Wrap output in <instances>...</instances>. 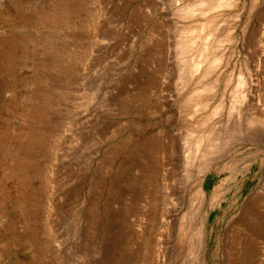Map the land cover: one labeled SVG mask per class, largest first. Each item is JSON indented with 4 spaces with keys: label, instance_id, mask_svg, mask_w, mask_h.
Listing matches in <instances>:
<instances>
[{
    "label": "rangeland",
    "instance_id": "obj_1",
    "mask_svg": "<svg viewBox=\"0 0 264 264\" xmlns=\"http://www.w3.org/2000/svg\"><path fill=\"white\" fill-rule=\"evenodd\" d=\"M199 1L0 0V264L264 263V0Z\"/></svg>",
    "mask_w": 264,
    "mask_h": 264
},
{
    "label": "bare ground",
    "instance_id": "obj_2",
    "mask_svg": "<svg viewBox=\"0 0 264 264\" xmlns=\"http://www.w3.org/2000/svg\"><path fill=\"white\" fill-rule=\"evenodd\" d=\"M231 1H233V0H214L212 3H211V5L209 4H207L209 7H207V5L202 1V0H200L196 5V7H198V8H194V7H190V8H188L183 14L185 15V16H189V15H192V14H194L195 13V11H205L204 9H206V8H208V9H211V8H213V7H218L219 8V6H221L223 3L226 5L227 3H230ZM255 0H251V4H252V6L255 4ZM210 3V2H209ZM58 6H60L61 8H67L68 7V0H58ZM208 9H206L207 11H208ZM206 11V12H207ZM203 13V12H202ZM53 14H54V12L51 10V12L50 13H45V15H44V18H47V19H52V16H53ZM204 21V20H203ZM206 22H208V21H206ZM200 25H202V24H200ZM198 26V25H197ZM205 26V25H204ZM215 26V25H214ZM193 28V27H192ZM200 28H201V26H200ZM195 30V29H194ZM211 30V29H210ZM195 32H196V30H195ZM194 31H193V29H185V30H183L181 33H180V35H181V38L179 39V47H180V49H182V50H184V49H187V48H190V47H193L192 45H194L195 44V42H196V40L198 39V40H200L199 38H197L196 37V35H194V33H195ZM199 32V31H198ZM196 34V33H195ZM199 35V34H198ZM197 35V36H198ZM201 36V35H200ZM195 38H197V39H195ZM204 40V38H201V40ZM210 39H211V37H210ZM213 39V38H212ZM210 41V40H209ZM199 42V41H198ZM212 43H214V44H211V42H208V41H206V38H205V41H202V44L200 43V45L201 46H198V47H200L199 48V51H200V54L202 55V54H204V56L202 55V58H201V62L202 61H207V59L209 58L208 57V52H209V50L211 49V50H213L212 48H214L215 49V47H218L219 45H220V43H221V41H217L216 43L215 42H212ZM199 44V43H198ZM210 61H211V59H210ZM218 62V59H212V61L211 62H209L211 65H214L215 63H217ZM209 66V65H208ZM195 70V65H192V69H191V71H194ZM207 68H206V70H204V71H202V73H201V76L202 77H205V75L207 74ZM209 72V71H208ZM207 76V75H206ZM241 76V75H240ZM242 77V76H241ZM240 78V77H239ZM243 80H244V78H243ZM243 84H245V82L243 83L242 81H240V82H238V85L234 88V90L232 91V93H231V101H232V108H234L235 107V104L237 103V95H238V92L240 91V89H241V87L243 86ZM206 87V86H205ZM242 91V90H241ZM240 91V92H241ZM240 97V96H239ZM207 99V98H206ZM208 100V99H207ZM204 103V102H203ZM231 109V108H230ZM241 109V108H240ZM236 111V110H235ZM240 111V110H239ZM209 113V112H208ZM212 114H214V112L212 113ZM245 116V115H244ZM257 116H259V115H257ZM205 117V116H204ZM207 117V116H206ZM239 117V116H238ZM211 118V117H210ZM253 118V117H252ZM207 119V118H206ZM240 119V118H239ZM244 119V118H243ZM263 119V118H262ZM262 119H260V117H258V119L256 118V117H254V120L253 119H245V121H244V124L245 125H247L248 127H249V125H252V124H256V126L255 127H261V129L259 128V130H262V128L264 127V120H262ZM201 120V119H200ZM236 120H237V118H236ZM247 120V121H246ZM239 121V120H238ZM236 122V121H235ZM233 124V123H232ZM238 124V123H237ZM241 124H243V123H241ZM228 128H229V126H228ZM247 128V127H246ZM215 130V128L213 129V127H212V131H211V133L213 132ZM247 130V129H246ZM256 130V129H255ZM217 131V132H216ZM215 132V136H213V135H211V134H207L204 138H202L201 136L199 137V139H198V147L200 146V145H204L203 146V148H202V150H201V154H202V157H204V160L206 159H208V157H210V155L212 154V153H214V152H216V151H219L220 149H221V147H222V142H224V139L222 140V142L220 141V138H221V135H220V132L218 131V130H216ZM223 131V130H222ZM229 131V130H228ZM241 131H242V129H241ZM264 131V130H263ZM255 132V131H254ZM262 132V131H261ZM202 133V132H201ZM234 133V132H233ZM204 134V133H203ZM229 134V133H228ZM257 134V133H256ZM200 135V134H199ZM233 136V135H232ZM248 136V135H247ZM264 136V135H263ZM223 137V136H222ZM43 135H41L40 133H36V132H34V131H31V132H29L28 134H26L25 135V138H24V141H25V147L28 149V148H30V147H33V144H35V143H39V142H43ZM224 138V137H223ZM230 139V138H229ZM226 140V139H225ZM248 140V139H247ZM230 145H232V144H230ZM225 146H226V144H225ZM36 147V146H35ZM197 147V148H198ZM231 147V146H230ZM223 148V147H222ZM224 149V148H223ZM32 150V149H31ZM221 151V150H220ZM221 154V153H220ZM223 154V153H222ZM215 155V154H214ZM216 157V156H215ZM190 159L191 158H188V159H186V162L187 163H189L190 162ZM192 161V160H191ZM20 166V167H19ZM28 166V162H27V160H21L20 161V164H19V162H14V164L12 165V170H13V172L14 173H17L18 171V169L19 168H21V169H23V168H26ZM209 165L206 163V164H204V166H203V168H207ZM20 169V170H21ZM27 176V175H26ZM262 197V196H261ZM264 198V197H263ZM261 201V200H260ZM261 213V212H260ZM252 219V218H251ZM254 220V219H253ZM260 220V219H259ZM263 220V219H262ZM261 220V221H262ZM249 246V245H248ZM247 252H248V250H247ZM244 253H246V252H244ZM259 264V263H258ZM264 264V263H263Z\"/></svg>",
    "mask_w": 264,
    "mask_h": 264
}]
</instances>
